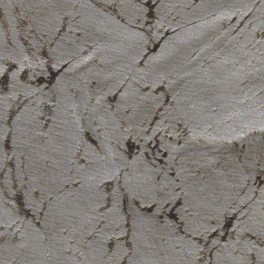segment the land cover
Here are the masks:
<instances>
[{
	"label": "water",
	"instance_id": "95a60500",
	"mask_svg": "<svg viewBox=\"0 0 264 264\" xmlns=\"http://www.w3.org/2000/svg\"><path fill=\"white\" fill-rule=\"evenodd\" d=\"M0 264H264V0H0Z\"/></svg>",
	"mask_w": 264,
	"mask_h": 264
}]
</instances>
